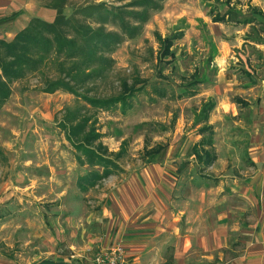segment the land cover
<instances>
[{
	"label": "rangeland",
	"instance_id": "obj_1",
	"mask_svg": "<svg viewBox=\"0 0 264 264\" xmlns=\"http://www.w3.org/2000/svg\"><path fill=\"white\" fill-rule=\"evenodd\" d=\"M44 1L15 0L23 12L44 8ZM83 1L68 0L64 13L67 15L71 7ZM222 1L163 0L161 9L150 13L137 36L114 48L109 71L101 79L88 82L81 92L89 97L114 96L120 92L122 81L128 84L137 78L141 81L138 85L143 83L142 89L132 95L125 111L118 106L108 111L93 109L61 90L43 92L44 77H53L52 69L28 74L10 84V94L0 107V264H30L43 258L73 261L72 254L83 256L81 262L87 264L101 246L122 245L123 240H118L120 213H113L115 219L108 227L107 238L108 219L101 217L102 209L110 210L107 188L119 184L136 186L140 212L146 209L141 201L142 195L148 194L147 184L159 199L171 190L173 206L201 197L198 184L205 181L222 189L216 199L223 195V199L231 198V204L241 205L243 198L228 189L234 185L247 188L250 185L245 181L252 183L257 177L244 149L256 136L264 135V124L256 118L259 105H264V16L254 21L258 27L249 34L251 44L239 47L240 39L249 31L247 26L210 21L209 14L218 10ZM230 3L241 9V16L251 14L250 7L264 10V0ZM8 5L1 3L0 14L16 8ZM7 26L8 21L0 24V38H10L16 31L14 26ZM106 28L114 29L109 25ZM175 30L182 32L172 45L176 59L158 70L155 34L166 36ZM256 30L261 36L255 35ZM220 52L224 55L221 61L216 58ZM243 70L254 80L251 85H256L248 86ZM194 71L205 75V81L192 88L193 95H187L183 84ZM152 87L162 89L164 97L157 96ZM234 96L246 99L251 109L236 106ZM206 98H212L215 104L208 120L217 160L200 170L189 151L199 138L193 112ZM74 106L83 107L86 115L96 118L101 141L108 150L115 151L119 142L126 140V152L117 160L122 171L86 192L77 189L75 180L90 168L77 163L57 126L63 110ZM144 142L149 146L159 143L163 149L152 158H141ZM199 172L220 181L200 179ZM101 184L106 188L103 191L99 190ZM126 228L120 230L126 233Z\"/></svg>",
	"mask_w": 264,
	"mask_h": 264
},
{
	"label": "trees",
	"instance_id": "obj_2",
	"mask_svg": "<svg viewBox=\"0 0 264 264\" xmlns=\"http://www.w3.org/2000/svg\"><path fill=\"white\" fill-rule=\"evenodd\" d=\"M119 1L122 3L113 5L102 0H84L71 7L66 15L64 7L68 0H45L42 6L54 10L51 21L32 16L9 40L0 38V107L10 94L11 83L21 80L28 74H42L44 70L52 69L54 76L44 77L43 92L61 90L81 99L88 107L103 111L116 106L121 111L129 108L132 95L142 89L143 83L138 85L141 81L137 78L128 84L122 81L120 92L114 96L89 97L81 92L87 89L85 86L88 82L104 77L113 64L110 54L114 48L123 40L137 36L150 13L161 9L163 0ZM221 4L218 10L209 14L212 23L244 25L255 19L253 15L241 17L239 10L230 3V0H223ZM250 9L259 17L262 15L257 8ZM18 14L19 11L13 12L10 17L14 18ZM107 25L114 29L106 28ZM181 36V30H175L166 36L155 34L157 44L155 63L158 70L172 65L175 61L172 45ZM191 75L183 84V92L187 95H193L192 88L197 83L205 81V75L197 71ZM245 75L247 82H254L248 73L244 72ZM152 91L160 97L165 95L164 91L157 87H152ZM233 102L237 105H247L238 96H234ZM214 105L212 98H206L193 112L194 124L197 125L196 134L199 138L190 146L189 154L193 156L200 170L210 166L216 158L213 130L208 124V115ZM82 109L80 106L65 108L57 126L72 147L77 163L90 168L78 175L75 180L77 189L86 192L109 175L121 171L117 160L126 152V140L122 139L119 142L116 151H109L101 142L102 134L97 128L96 118L86 115ZM172 122L173 118L171 124ZM156 125L162 130L165 129L162 123ZM162 149L163 145L159 143L149 146L144 142L140 157L152 158ZM198 176L203 180L217 181L201 172ZM201 184H206V181ZM30 264L81 263L77 260L43 258Z\"/></svg>",
	"mask_w": 264,
	"mask_h": 264
},
{
	"label": "crops",
	"instance_id": "obj_3",
	"mask_svg": "<svg viewBox=\"0 0 264 264\" xmlns=\"http://www.w3.org/2000/svg\"><path fill=\"white\" fill-rule=\"evenodd\" d=\"M16 2L15 0H0V5L9 3L8 7H16L8 14H0V24L3 21H8L7 27L14 26L16 31L22 28L32 16L40 17L46 21H51L54 16V10L47 8L23 12L19 6H16L18 5ZM237 9L241 16V9ZM33 10L34 13L31 12ZM257 10L262 14L260 17H263L264 10L261 7ZM16 11H19V14L13 19H9L10 14ZM250 13L248 16L253 15L254 21L259 20L257 18L259 15ZM254 21L244 25L239 24L249 28V31L240 39L239 47L245 45L244 43L251 44L252 35L249 36V34L258 27ZM14 32L11 33L10 38ZM255 35L261 36L260 31ZM10 38H5V40ZM218 57L219 61L224 59L221 52L216 58ZM242 72L244 74L245 70ZM246 83L248 86L253 84L247 81ZM243 101L247 105H235L251 109L247 100ZM256 118L264 124L263 103L259 105ZM208 124H210L209 120ZM260 127L261 124L258 129ZM245 151L248 154V165H253V173L257 177L252 183L249 180L245 181V184L250 185L247 188L234 185L228 189V191L234 192L237 197L243 198L239 203L241 205L231 204V198L223 199L221 198L223 195L220 197L221 199H216L222 189H215L206 183L203 186H198L201 197L191 198V201H182V203L176 204L178 206H173L172 199L170 200L171 190L165 194L166 197L159 199L147 184L145 188L148 194L142 195L143 200L141 201L142 207H146V209L140 212L136 186L132 183L119 184L114 188H107L110 210L102 209L101 216L108 219L105 237H108V227L115 219L113 213H120L117 218L121 219L122 227L120 229L127 225L126 233L123 232L125 228L123 231L118 229V233L121 234L118 240H123L126 264H264V135L256 136L251 140L249 147L244 149V153H246ZM216 158L215 160H217ZM256 180L257 183H255ZM100 186L99 190L106 189L102 184ZM94 187H97V184ZM213 189L219 192H215ZM127 191L130 192L129 195H127ZM115 197H118L117 201ZM121 215L129 219L123 220ZM140 215L141 217H139ZM230 232L233 233L232 236L229 234ZM69 256L83 264L81 262L83 256L79 254ZM90 259L91 257L87 264H90Z\"/></svg>",
	"mask_w": 264,
	"mask_h": 264
},
{
	"label": "built area",
	"instance_id": "obj_4",
	"mask_svg": "<svg viewBox=\"0 0 264 264\" xmlns=\"http://www.w3.org/2000/svg\"><path fill=\"white\" fill-rule=\"evenodd\" d=\"M125 250L120 244L103 246L96 250L90 259V264H126Z\"/></svg>",
	"mask_w": 264,
	"mask_h": 264
}]
</instances>
